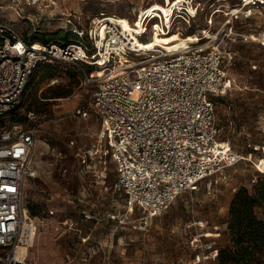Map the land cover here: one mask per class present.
Returning <instances> with one entry per match:
<instances>
[{
    "label": "built area",
    "instance_id": "2783aa9c",
    "mask_svg": "<svg viewBox=\"0 0 264 264\" xmlns=\"http://www.w3.org/2000/svg\"><path fill=\"white\" fill-rule=\"evenodd\" d=\"M205 1L163 0L166 11L152 9V2L141 5L136 18L129 20L139 22L138 33L115 14L101 12L80 27L76 15L67 13L63 20L76 39L63 43L26 40L12 23L0 21V264L22 262L15 255L16 242H21L24 221L33 223L24 190L27 179L38 174L34 160L37 127L10 122L8 115L20 104L28 79L41 62L56 59L93 67L83 70L85 91L93 85L89 99L68 114L86 117L94 110L99 115L102 153L111 157L115 186L125 192L128 208L140 211L142 225L164 212L181 192L244 158L219 138L212 94L225 92L228 83L224 51L214 45L219 30L211 33L210 28L213 15L220 11L221 25L229 36L233 24L251 19L264 0L213 6L200 31L187 32ZM23 3L39 9L55 0ZM178 20H183L185 28L175 24ZM148 28L147 40L156 33L174 31L186 43L173 49L138 50L133 35L145 41L142 37ZM189 36L194 39H186ZM246 147L248 156L255 159L253 184L264 173V142L247 141ZM191 224L204 226L202 219H193ZM208 232L196 233L192 239L206 251L203 257L214 258L217 248L207 238Z\"/></svg>",
    "mask_w": 264,
    "mask_h": 264
},
{
    "label": "rangeland",
    "instance_id": "374dc122",
    "mask_svg": "<svg viewBox=\"0 0 264 264\" xmlns=\"http://www.w3.org/2000/svg\"><path fill=\"white\" fill-rule=\"evenodd\" d=\"M232 1L236 0L205 1L186 31L199 32L213 6ZM156 2L163 4V0H55L37 9L23 0H0V21L12 23L26 40L45 34L48 41L63 43L76 39L75 35H70L71 40L62 37L69 31L63 20L67 13L76 15L80 27L101 12L131 22L141 5ZM222 14L213 15L210 32L219 30L214 45L224 51L228 88L212 94L214 113L220 140L245 156L181 192L147 225L139 221L136 207L128 208L125 192L115 186L114 163L102 153L98 137L99 115L94 110L86 117L68 114L89 99L93 85L85 91L83 70L93 67L50 59L52 77L44 76L42 66L31 75L20 104L8 115L10 122L37 127L34 160L38 174L27 179L24 190L35 235L20 264H217L216 257H203L206 251L192 238L209 231L207 238L215 246L224 242L229 202L239 187L252 188L250 179L256 174L246 143L264 141V5L248 21L234 23L229 36L221 25ZM175 24L185 28L183 20ZM149 34L150 28L142 38L147 40ZM57 84L69 94L49 99L39 110L29 106L34 85L39 95ZM193 219H202L204 226L195 227Z\"/></svg>",
    "mask_w": 264,
    "mask_h": 264
},
{
    "label": "trees",
    "instance_id": "16d2710c",
    "mask_svg": "<svg viewBox=\"0 0 264 264\" xmlns=\"http://www.w3.org/2000/svg\"><path fill=\"white\" fill-rule=\"evenodd\" d=\"M70 32L66 31L62 37L71 40L70 35L74 34ZM58 34L59 32L55 37H58ZM32 40L48 42L45 34ZM41 66L45 77L54 75V67L49 61L37 64L31 75L33 73L35 75ZM30 77L26 87L30 83ZM37 90V86L34 85L30 91L29 106L34 110L41 109L49 99L66 96L70 92L59 84L49 85L39 95ZM259 208L261 214L258 213ZM226 223L225 240L215 246L217 264H264V173L258 174L257 181L252 184L251 189L242 186L234 192L229 202Z\"/></svg>",
    "mask_w": 264,
    "mask_h": 264
},
{
    "label": "bare ground",
    "instance_id": "6f19581e",
    "mask_svg": "<svg viewBox=\"0 0 264 264\" xmlns=\"http://www.w3.org/2000/svg\"><path fill=\"white\" fill-rule=\"evenodd\" d=\"M152 9H163L165 10V5L162 4V6L159 3H155L152 4ZM123 23L125 26L127 27H132L133 29L136 30V32H140L141 28L140 26H136L131 24L130 22L123 20ZM139 25V22H138ZM186 39H190L193 40L194 37L189 36V38ZM133 43L134 46L139 50V49H151L155 46H161L167 49H173L176 47H179L181 45H184L186 43L185 38L182 36H179V34L173 32L167 33V34H155L153 38H150L148 40H141L138 37H136L135 35H133ZM120 58L121 59H125V57L120 53ZM125 61H127V59H125ZM211 233L208 232V235H210ZM20 239L21 242L17 244L16 248H15V255L18 258H24V255L27 253L26 248L32 244L33 241V237L35 235V228L33 226V223L28 221V219H26L21 227V233H20ZM23 261V260H22Z\"/></svg>",
    "mask_w": 264,
    "mask_h": 264
}]
</instances>
